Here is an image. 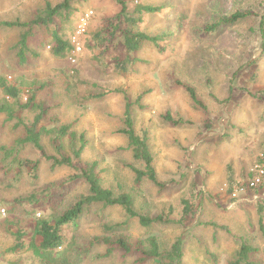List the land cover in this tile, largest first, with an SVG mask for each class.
<instances>
[{"label":"rangeland","instance_id":"374dc122","mask_svg":"<svg viewBox=\"0 0 264 264\" xmlns=\"http://www.w3.org/2000/svg\"><path fill=\"white\" fill-rule=\"evenodd\" d=\"M63 1L0 0L2 75L12 83L17 76L36 83L24 90L22 101L28 102L33 89L36 103L42 104L51 118L83 135L87 147L75 166L97 162L103 185L116 195H131L138 213L166 215L178 222L185 202L193 210L183 225L144 229L138 220L128 223L121 208L94 207L80 221L77 231H65L67 243L75 236L77 244L84 247L101 234L104 221L127 222L125 234L131 242L156 236L161 248L167 250L182 237V264H228L246 242L259 250L252 261L264 264L260 232L264 186L240 190L256 176L258 166L264 169V0H139V4L160 9L144 18L140 31L161 40L158 45L146 44L133 55L137 61L126 76L115 74L118 60L127 55L121 42L114 39L103 51L106 49L98 48L94 39L100 31L111 29L120 7L114 0H79L73 3L76 12L69 20L58 19L53 27L35 31L31 47L39 58L19 70L13 50L19 31L1 24L26 21L47 2L56 5ZM236 12L251 15L213 33L206 31ZM54 30L74 47L65 59L52 55ZM75 72L82 86L77 94H71L67 84L73 82ZM177 81L192 87L205 109L196 107L187 91L176 86ZM125 95L134 103L137 133L148 134L158 179L165 190L146 180L135 183L132 169H143V165L133 158L127 137L120 134L124 129ZM37 114L21 111L13 122L0 115V147L15 146ZM49 116L45 123L52 120ZM169 117L181 125L167 121ZM54 136L43 140L46 153L59 159L72 157L68 143L58 152ZM22 148L23 159L41 161L39 180L34 182L26 175L16 180L15 174L6 177L5 170L0 171V264H39L28 250L16 254L8 251L16 243L13 234L27 229L26 211L35 210L41 219L48 213L42 205H35L18 208L10 215L9 201L34 189H52L53 200L65 198L62 208H66L86 193L82 183L58 189L76 171L53 168L33 147ZM23 241L26 245L30 242L29 238ZM105 254V247L94 248L81 264H136L118 253L109 258L103 257Z\"/></svg>","mask_w":264,"mask_h":264},{"label":"trees","instance_id":"16d2710c","mask_svg":"<svg viewBox=\"0 0 264 264\" xmlns=\"http://www.w3.org/2000/svg\"><path fill=\"white\" fill-rule=\"evenodd\" d=\"M79 0H65L60 4L47 2L44 7L36 10L32 16L26 20H16L3 22L1 25L10 30L19 31V40L14 46L15 58L20 68H26L31 61L39 58V55L31 47V41L35 37V31L49 29L54 26L56 20H69L76 12L73 3ZM120 7V12L116 17L115 23L111 24V29L100 31L95 37L96 46L99 48H108L112 45L113 40L121 42L127 55L121 58L115 68V74L120 76L129 75L133 65L137 61L136 57L144 46L148 43L158 45L160 37H151L140 31V25L147 15H155L160 9L153 6L139 4V0H114ZM130 4H135L130 7ZM251 13L236 12L230 17L207 27L206 31L213 33L216 30L235 24L249 17ZM264 23L261 25L263 26ZM52 55L56 59H65L74 51V47L69 39L60 35L56 30L52 32V41L50 43ZM30 58L32 60H30ZM103 60L100 59V62ZM102 66L107 67L102 62ZM78 72H75L73 82L67 84V91L71 94H77L82 86L78 79ZM176 86L187 91L190 99L196 107L205 109L203 103L198 99L195 90L180 81ZM36 83L28 82L25 76H17L15 82H9V78L2 75L0 70V115L5 116L7 122H13L17 119V113L21 111H33L38 113L34 122L24 128V136L19 137L15 146L8 148L0 147V171L5 170L6 177L15 174V179H22L25 175L32 181L39 180V170L41 161L23 159L21 157L22 147L31 146L40 152L44 159L49 161L53 168L70 167L76 174L66 179L58 186V189L73 186L82 183L86 187V193L77 196L74 202L66 208H62L65 198L54 201L55 193L52 189L40 192L34 189L31 194L22 195L19 198L9 201V214H16L18 208H28L29 206L42 205L48 210L47 215L42 219L36 217V211L27 212V224L25 231H19L13 234L15 245L9 249L8 253L16 254L28 250L32 252L33 257L39 264H81L86 255L94 248L105 247L106 254L103 257L109 258L118 253L124 258L134 259L136 264H147L156 262V264H182L184 258V239L178 238L170 249L163 250L156 236H150L141 241L131 242L125 232L127 222L120 224H111L104 221L102 232L99 236L94 237L88 245L80 247L77 244L75 236L71 242L67 243L65 235L66 230L74 229L77 231L80 221L91 211L92 208H121L125 212L128 223L132 220H138L139 225L144 229H150L153 225H183L186 219L193 213L192 207L185 202L183 217L176 222L166 215L152 217L142 215L135 208L134 198L126 193L116 195L111 189L103 185V178L98 171V163H81V167L75 166V161L81 162L83 153L87 147L85 137L79 136L76 131L72 130L71 125L60 124L49 116L47 110L42 104L36 103V92L32 90V97L27 103L22 101V95L26 88H32ZM93 97V96H92ZM133 106L128 96L125 95V113L124 129L120 134L127 137L128 149L132 152L133 158L143 165V169L133 168L135 183L140 185L144 180L149 181L154 187L165 190L166 186L160 183L158 174L155 169V158L151 149L148 134L139 135L136 131L135 120L133 117ZM49 116L52 120L45 123L44 119ZM167 121L173 122L174 125H181L174 122L170 117ZM52 135L59 145L58 152L64 150V145L68 143L72 151V157L50 156L46 153L43 143L44 138ZM50 139V138H49ZM30 170V172H27ZM262 213V210L260 211ZM24 232V233H23ZM260 232L264 238V218H260ZM29 238L28 245L23 241ZM259 253L258 248H254L247 242L242 244L241 249L237 252L235 258L228 264H256L252 261L253 257Z\"/></svg>","mask_w":264,"mask_h":264},{"label":"built area","instance_id":"2783aa9c","mask_svg":"<svg viewBox=\"0 0 264 264\" xmlns=\"http://www.w3.org/2000/svg\"><path fill=\"white\" fill-rule=\"evenodd\" d=\"M264 186V169L261 166L257 167V174L245 186L241 187V191L258 190Z\"/></svg>","mask_w":264,"mask_h":264}]
</instances>
